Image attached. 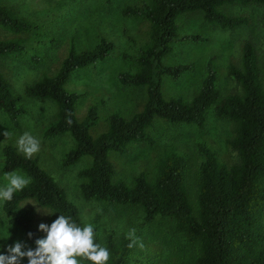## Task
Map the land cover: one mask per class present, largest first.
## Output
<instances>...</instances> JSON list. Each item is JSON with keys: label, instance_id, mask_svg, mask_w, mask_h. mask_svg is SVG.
I'll use <instances>...</instances> for the list:
<instances>
[{"label": "trees", "instance_id": "1", "mask_svg": "<svg viewBox=\"0 0 264 264\" xmlns=\"http://www.w3.org/2000/svg\"><path fill=\"white\" fill-rule=\"evenodd\" d=\"M250 3L262 7L260 22L264 28V0H141L123 5L120 13L141 16L148 22L149 32L146 43L135 45V53L120 55L131 60L134 68L119 71L116 79L120 85L143 86L145 99L141 108L129 116L111 111L106 117L105 129L96 135H91L89 129L97 120V110L103 98H96L84 116L77 119L74 104L80 91L68 90L64 83L73 70L91 65L111 52L114 48L112 41L101 37L89 48L76 50L74 39L69 36L66 54L56 71L24 86V95L49 99L55 105L54 117L42 134L68 133L72 138V145L64 152L61 165L69 166L81 156H89V163L76 171L81 198L138 206L141 211L137 224L129 223L122 231L109 228L94 232L93 243L109 250L110 256L105 264H129L134 247H128V233L134 229L139 239L140 228L157 216L170 218L173 230L191 246L188 253L176 257L175 264H264L263 52L249 38L241 40L236 60L226 65V73L234 85L225 94H220L216 86L211 58L207 59L198 89L189 99L180 95L164 97L161 91L163 76L175 79L192 66L191 62H163L173 44L183 40H204L197 33L179 32L178 16L198 11L208 25L234 29L246 24L248 18L244 13L229 14L223 7ZM0 28L13 34L40 35L37 24L1 1ZM122 32L135 44L130 34ZM23 44V40L14 36L0 38V57L17 53ZM37 59L39 57L32 56V60ZM0 112L14 128L19 127V118L26 112L19 94L1 67ZM208 112L215 118L230 121L232 134L226 143L235 158L230 163L225 162L209 145L198 140L190 194L186 182L188 154L176 144L166 145L158 151L151 174L141 170L129 179L116 175L108 152L122 154L131 144H152L154 139L150 128L155 118L201 127ZM0 152V172L18 170L30 181L22 191L14 193L11 201H0L1 211L8 216L7 222L17 229L30 248L35 249V240L42 238L32 215L18 207L23 199L31 198L57 215L48 221L47 226L59 215L71 217L81 229L87 225L77 204L39 165L37 157L26 158L8 140L1 143ZM28 233L32 234L31 238ZM76 259L78 264H92L84 257L77 256Z\"/></svg>", "mask_w": 264, "mask_h": 264}, {"label": "rangeland", "instance_id": "2", "mask_svg": "<svg viewBox=\"0 0 264 264\" xmlns=\"http://www.w3.org/2000/svg\"><path fill=\"white\" fill-rule=\"evenodd\" d=\"M0 1L11 5L22 16L37 24L40 32L39 36L27 32L13 34L0 28V38L14 36L24 41L20 51L0 57V67L9 77L26 110L19 118L18 128H14L5 114L0 112V146L3 141L8 140L18 149L17 141L25 132L36 137L40 141V150L33 156L37 157L39 165L64 188L66 196L77 204L82 219L86 224L93 225L94 232L100 233L109 228L118 232L129 223L137 224L141 213L138 206L109 204L81 198L78 191L80 180L76 176V171L89 163V156L83 155L69 166L61 165L64 152L72 145V138L68 133L53 136L42 134L45 126L54 117L55 105L49 99L24 95L23 88L41 76L51 75L56 71L60 60L66 54L69 36L73 37L76 50L89 48L103 37L113 42V50L95 63L73 70L64 83L68 90L80 91L74 104L75 117L82 118L87 107L96 98H103L97 110V120L89 129L91 135H96L105 129L106 117L111 111L117 110L124 116L138 111L145 99L144 87L120 85L116 75L119 71L134 68L131 60L123 59L120 55L123 52L135 53L137 43L148 41V22L141 16H124L120 13L123 5L138 3L141 0ZM223 10L229 14L244 13L248 21L234 29H220L205 23L198 11L178 16L179 32L197 33L203 36L204 40L176 41L173 49L163 57L166 64L192 63L189 70L175 79L163 76L161 91L164 97L180 95L184 99H189L199 87L208 58H211L215 69V82L220 94L228 92L234 81L227 75L226 65L236 60L243 38L252 40L254 46L263 52L264 60V28L260 22L262 7L250 3L244 6H224ZM122 31L130 34L135 44L126 39ZM32 56L39 59L34 61ZM5 131L11 133L10 137L3 136ZM150 133L154 139L152 144H131L122 154L108 152V159L113 162L117 176L129 179L131 175L141 170L151 174L158 151L166 145L176 144L188 154L186 182L190 194L197 164L195 143L198 140L209 145L225 162L230 163L235 158V153L226 143V139L232 134L230 121L215 118L211 112L207 113L201 127L193 124L168 123L164 119L155 118ZM11 173L25 177L18 170L10 173L0 172V189L9 183L6 174ZM18 207L32 215L41 238H45L46 233L39 229V225H47L48 221L57 215L51 209L38 205L31 198L21 200ZM97 209L100 211L97 212ZM7 218L0 208V253L7 255V247L16 241L26 245L24 250L30 248L17 229L7 222ZM139 231L138 244L131 252L129 264H175L176 257L179 258L191 250L190 244L173 230L172 221L168 217L157 216ZM140 243L143 247L139 246ZM20 264H28L27 258H23Z\"/></svg>", "mask_w": 264, "mask_h": 264}, {"label": "clouds", "instance_id": "3", "mask_svg": "<svg viewBox=\"0 0 264 264\" xmlns=\"http://www.w3.org/2000/svg\"><path fill=\"white\" fill-rule=\"evenodd\" d=\"M10 135L8 131L3 133L4 137ZM17 144L26 158H31L40 150V141L28 132L19 137ZM6 179L9 183L0 189V199L4 201H11L15 192L22 191L30 183L29 179L15 173L6 174ZM99 211L100 209H97V212ZM39 229L44 231L46 236L35 240V249L24 250L26 245L16 241L7 247V255L0 254V264H20L23 258H27L28 264H78L77 256L86 258L92 264H105L109 259V250L93 243L94 229L91 224L81 229L71 217L59 215L50 226L40 224ZM31 235L28 233L29 238ZM127 238L130 240L129 248L138 244L134 229L128 233ZM139 246L143 247V244L140 243Z\"/></svg>", "mask_w": 264, "mask_h": 264}]
</instances>
